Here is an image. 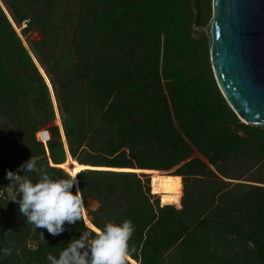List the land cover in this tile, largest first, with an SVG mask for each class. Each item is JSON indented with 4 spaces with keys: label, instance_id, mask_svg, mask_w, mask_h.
I'll return each instance as SVG.
<instances>
[{
    "label": "trees",
    "instance_id": "16d2710c",
    "mask_svg": "<svg viewBox=\"0 0 264 264\" xmlns=\"http://www.w3.org/2000/svg\"><path fill=\"white\" fill-rule=\"evenodd\" d=\"M212 18L213 0H0V264H48L88 227L35 231L8 201V170L33 155L65 176L67 146L92 166L77 174L92 225L135 226L129 264H264V186L228 180L237 161L264 167V126L218 86ZM132 169L182 176L181 204Z\"/></svg>",
    "mask_w": 264,
    "mask_h": 264
},
{
    "label": "clouds",
    "instance_id": "9594fccd",
    "mask_svg": "<svg viewBox=\"0 0 264 264\" xmlns=\"http://www.w3.org/2000/svg\"><path fill=\"white\" fill-rule=\"evenodd\" d=\"M78 171L55 176L49 168L31 156L16 171L8 170L11 186L8 201L19 204L27 225L35 231L46 229L52 236L65 231L66 224L84 221L85 201L77 180ZM76 187L73 193V187ZM135 226L130 220L108 222L102 227L88 226L81 235L67 243L58 255L49 252L48 264H129L131 240ZM45 239L43 231H40ZM5 255L11 249L4 248Z\"/></svg>",
    "mask_w": 264,
    "mask_h": 264
},
{
    "label": "water",
    "instance_id": "95a60500",
    "mask_svg": "<svg viewBox=\"0 0 264 264\" xmlns=\"http://www.w3.org/2000/svg\"><path fill=\"white\" fill-rule=\"evenodd\" d=\"M209 33L212 67L224 97L244 123L264 125V0H213ZM6 138L0 132V142Z\"/></svg>",
    "mask_w": 264,
    "mask_h": 264
},
{
    "label": "bare ground",
    "instance_id": "6f19581e",
    "mask_svg": "<svg viewBox=\"0 0 264 264\" xmlns=\"http://www.w3.org/2000/svg\"><path fill=\"white\" fill-rule=\"evenodd\" d=\"M58 122L62 128V120L58 116ZM68 173L72 171H80L85 168H90L92 166L80 164L76 159L72 157L67 146V160L60 165ZM106 168V167H99ZM138 172H148L151 174V186L152 191L155 194H159L163 204H174L179 206L183 197V178L180 175H174L171 173L160 172L158 170H146V169H132ZM85 221L88 226L94 227L86 214L85 211ZM130 260L134 264H139L135 260Z\"/></svg>",
    "mask_w": 264,
    "mask_h": 264
},
{
    "label": "rangeland",
    "instance_id": "374dc122",
    "mask_svg": "<svg viewBox=\"0 0 264 264\" xmlns=\"http://www.w3.org/2000/svg\"><path fill=\"white\" fill-rule=\"evenodd\" d=\"M209 26L210 24L204 29L206 32H209ZM198 28H194L195 32H198ZM37 37V35H35ZM251 125H258V124H251ZM264 126V125H262ZM0 132H3L0 130ZM38 137L40 139L45 140L46 134L39 133ZM252 164L248 160L244 161H237L235 163H232L230 166V172L234 174L235 176H242L240 179L231 178L228 179L231 183L229 184V188L232 189L234 192H241L246 189V186L248 185H263L264 186V167L259 165L251 166ZM160 171V170H158ZM165 173H170L169 171H160ZM148 173V172H144ZM150 174V173H148ZM151 179V174H150ZM4 194V193H2ZM184 195V190H183ZM93 207H96V203L92 202ZM33 245V244H32Z\"/></svg>",
    "mask_w": 264,
    "mask_h": 264
}]
</instances>
